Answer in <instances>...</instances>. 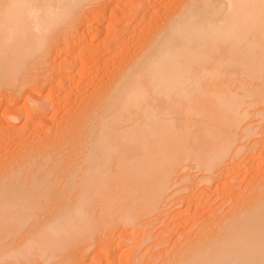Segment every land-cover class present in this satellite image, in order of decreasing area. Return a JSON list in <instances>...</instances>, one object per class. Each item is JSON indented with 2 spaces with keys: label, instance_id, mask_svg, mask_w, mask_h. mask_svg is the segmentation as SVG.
<instances>
[{
  "label": "bare ground",
  "instance_id": "1",
  "mask_svg": "<svg viewBox=\"0 0 264 264\" xmlns=\"http://www.w3.org/2000/svg\"><path fill=\"white\" fill-rule=\"evenodd\" d=\"M55 47L68 60L33 80ZM29 89L24 125L70 107L53 135L13 124ZM0 95V264H115L192 172L201 197L233 186L223 169L264 129V0H0ZM251 190L166 264H264V182Z\"/></svg>",
  "mask_w": 264,
  "mask_h": 264
},
{
  "label": "rangeland",
  "instance_id": "2",
  "mask_svg": "<svg viewBox=\"0 0 264 264\" xmlns=\"http://www.w3.org/2000/svg\"><path fill=\"white\" fill-rule=\"evenodd\" d=\"M86 44H89V43H86ZM94 44H96V43H94ZM55 49H57V48L55 47ZM54 52H59V51L57 49V51H54ZM54 52L51 54V57H49L47 59V63L45 65L39 66L40 68H37L34 71H32V73H34L33 75L37 76L33 80L38 81L36 79H41L42 77L38 78V76H42L41 74L44 75L43 76L44 78H42V80H44L45 77H51V76H49L50 75L49 73H52L53 70H57L59 65H62L64 62H66V60H68L66 57H64L65 56L64 51L59 52L58 53L59 55H57V53L55 54ZM52 57L53 58L55 57V60H52L53 59ZM51 85H53V84H50V86ZM47 91H48V88L45 87L38 94H39V96L42 95L45 97L47 95ZM30 93L34 94V91L33 90L31 91V89L24 91L22 93L19 101L17 100V102H15L12 105V106H14V109L16 108V110H19V112L22 114L19 117V119L13 124H15L16 127H21V128L23 126H25L24 127V133L27 132L28 135L30 134L31 140L33 138H35V140H37L39 137H41V133H43L46 130L50 131V132H48V133H50L49 135H53L54 131H55V129H57V127L61 128L63 126L64 120H65L63 113L68 109L69 106H67V109H66V108H62V106L58 107V105H57L56 108L50 109V105L48 103L49 101L46 100L45 103H48V104H45L47 106L44 107V110H45V116L44 117L48 119L51 117L52 114H54L55 116H54L53 122H51V121H49V122L46 121L44 123L34 122L36 112L32 111V117L33 118L26 123L27 125H24V121H25L24 120V108L26 107L25 105L28 104V106H29L30 105L29 103L33 100V95H31ZM0 96L3 97V99L0 97V119H1L3 114H4V116H3L4 118L7 117L5 112H8V107L10 106L9 105L10 103H8L9 101H7V98H5L3 95H0ZM27 99H28V101H25ZM2 100H4V101H2ZM45 108L47 109V111ZM6 120L10 122L8 117ZM1 121H3V120H1ZM3 122L2 123L0 122V128H1V126H3L5 124V122L4 123ZM10 123H12V122H10ZM259 129H257L255 134L252 135V137L250 138L251 141L246 140V142L245 141L242 142V143H244V142L246 143V144L244 143L246 145L245 147H243L244 150L242 149L240 151V153L237 156H235L232 161L230 160L228 165L223 169V171H224L223 175L226 172L225 178L226 179L230 178L231 181H235V182H232L233 186L230 185L229 189L224 188V190H222L221 188L220 189L216 188L212 184L208 194H204V196L201 197L199 195H201V187H203L202 186L203 183L199 182V180H197L198 174H193L194 172H192L191 174H192L193 178H191V179L196 183H192L193 181L189 180L190 183H189V181H188V183H186V185L188 184V188L185 191L186 193L183 192L184 195H182V196H180L178 194L174 195L172 197L173 200L171 199L172 202L169 201L170 203L167 204L166 208H163L161 210L162 212L159 211L158 213H156L155 218H154V216H152V217H149V219L141 220V222L136 223V225L127 226L128 234L130 235V233H132L131 235L133 236L134 239L131 237V239H129L130 241L129 240L123 241L119 245V248L117 249L118 251H116L117 260L114 261L115 264H166V263H168V260L173 255L177 254L178 252H180V253L183 252L188 243H190V242H192V240L200 238L201 236L204 235V232L208 228V222L216 219V217H217V219L218 218L221 219V217L223 218V216L225 217V215L231 211V208L233 205H235V203H240L241 201H243V199L248 197V195L251 192H253V190H251V189H254V187H258V185L260 183H263L264 182V161H263L264 160V158H263L264 157V150H260V149H264V145L254 144V140H262V138H264V136H263L264 135V129H261V128H259ZM35 130L37 131V133H33ZM258 132H260L261 135L260 134L256 135ZM16 137L17 136H15L13 138L10 137L9 140L6 142V145L9 143L8 144L9 146L8 147L6 146L7 147L6 149L9 152H13V154H15V152L18 150V146L16 145V143H14V141L16 142V140H17ZM12 139H14V141ZM4 144H5V142H4ZM250 146H253V147H250ZM5 151L6 150L3 149V147L2 148L0 147V154H1L0 160L4 157ZM2 152H4V153H2ZM251 155L255 159L254 165L252 164V162L249 159L251 157ZM258 156H259V158L257 159ZM260 161H263L261 167L257 166V163H259ZM237 163H238V165H237ZM236 166H239V170L241 172H244L246 170V177L243 176V174H240L241 172L239 170H237L238 168ZM256 168H258V169L256 170ZM235 170L239 171L240 173L235 174V172H236ZM220 172L222 173V169H220ZM238 174H240V175H238ZM237 177H239V179H236ZM247 184H248V186H247ZM190 185H192V188L191 187L189 188ZM236 186H238V187L236 188ZM231 188H232V190H231ZM223 194H225V195H223ZM235 194L240 195V196H238L236 198L237 195L235 196ZM190 195H191V198L194 197L192 199V200H194V202L192 203L193 204L192 211H191V209H186L185 205H183L182 203L179 204V202H178V201L181 202L182 200H184L185 198H187ZM188 198H190V197H188ZM203 204H204V206H203ZM194 205H196V207H194ZM197 207H199V208H197ZM160 212H161V214H160ZM200 212H204V213H200ZM178 213H179V215L177 216L176 214H178ZM174 215H176V216H174ZM205 223H207V224H205ZM24 234H25V231L22 233V235L20 237L21 239H24L27 237ZM115 240H117V237L115 238ZM8 241H9V239H7L3 243H1L2 248L4 247L5 242H8ZM133 247H134V249H133ZM91 253L88 252L89 256L88 255L86 256L87 257L86 263H89V261H91V259H92L91 258L92 255H90ZM112 264H114V263L112 262Z\"/></svg>",
  "mask_w": 264,
  "mask_h": 264
}]
</instances>
